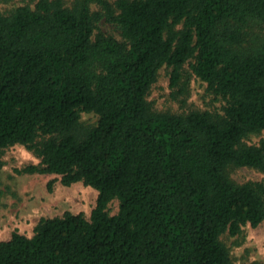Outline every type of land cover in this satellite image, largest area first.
Listing matches in <instances>:
<instances>
[{
  "label": "trees",
  "instance_id": "obj_1",
  "mask_svg": "<svg viewBox=\"0 0 264 264\" xmlns=\"http://www.w3.org/2000/svg\"><path fill=\"white\" fill-rule=\"evenodd\" d=\"M185 64L221 111L152 107L159 68L183 93ZM262 131L264 0L0 9V154L22 144L39 162L17 172L97 191L88 218L65 211L1 240L0 264H232L221 236L264 221V181L236 183L227 168L264 171V137L243 142Z\"/></svg>",
  "mask_w": 264,
  "mask_h": 264
},
{
  "label": "rangeland",
  "instance_id": "obj_2",
  "mask_svg": "<svg viewBox=\"0 0 264 264\" xmlns=\"http://www.w3.org/2000/svg\"><path fill=\"white\" fill-rule=\"evenodd\" d=\"M72 1L64 0L67 5ZM35 2L36 0H8L0 2V9L7 11L24 4L33 7ZM100 26L105 31L113 32L103 22ZM170 70V67L161 66L156 81L150 87L147 99L155 110L174 113L191 109L221 111L224 100L210 92L206 83L192 74L187 64L184 65L182 77L186 81L183 93L174 92L178 88L170 87ZM96 119L93 112H80L83 125H93ZM263 137L264 131L252 133L244 137L243 142L258 144ZM0 159V241L8 239L14 231L30 236L40 218L61 216L65 211L80 212L86 218L89 217L97 196L94 188L80 181L68 186L62 185L56 174L17 172L16 169L39 162V158L22 144L3 149ZM227 172L236 183L264 181V171L252 167L230 166ZM48 183H51L50 188ZM108 209L110 214L116 213L118 201L112 200ZM221 239L228 248L232 264H264V221L255 227L243 225L237 235L225 233Z\"/></svg>",
  "mask_w": 264,
  "mask_h": 264
}]
</instances>
